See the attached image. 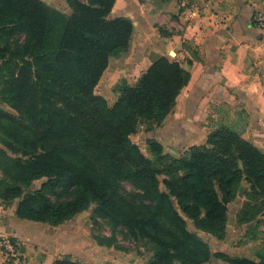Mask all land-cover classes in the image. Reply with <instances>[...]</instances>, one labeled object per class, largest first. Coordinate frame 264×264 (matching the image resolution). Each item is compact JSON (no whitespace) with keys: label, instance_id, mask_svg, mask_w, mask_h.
<instances>
[{"label":"trees","instance_id":"16d2710c","mask_svg":"<svg viewBox=\"0 0 264 264\" xmlns=\"http://www.w3.org/2000/svg\"><path fill=\"white\" fill-rule=\"evenodd\" d=\"M66 1L70 14L43 0H0V199L18 200V217L53 226L94 205L96 216L152 245L143 264H206L213 256L264 264V247L258 260L214 254L188 226L223 238L240 190L264 204V151L222 125L179 157L150 138L148 157L132 135L163 124L191 72L157 56L135 84L118 86L110 105L96 87L110 59L129 51L133 21L110 17L116 0ZM260 226L264 217L245 235L256 238Z\"/></svg>","mask_w":264,"mask_h":264},{"label":"crops","instance_id":"0c3cea01","mask_svg":"<svg viewBox=\"0 0 264 264\" xmlns=\"http://www.w3.org/2000/svg\"><path fill=\"white\" fill-rule=\"evenodd\" d=\"M43 1L58 8L53 2L65 0ZM194 1L200 11L185 20L179 15L178 0H116L110 17L133 21L131 47L127 55L110 59L96 92L115 103L119 92L104 94L102 86L108 93L121 79L135 84L155 57L173 53L172 59L191 72V80L163 124L142 131V137L157 139L165 152L179 157L191 146L205 144L212 130L226 125L264 151V28L258 21L264 0ZM17 202L0 199V239L7 236L18 243L14 264L80 258L81 240L74 238L73 230L64 223L53 226L20 218ZM249 225H240L237 218L229 221L225 242L217 244L216 251L258 260L264 226L252 238L245 235ZM240 238L243 241L237 243ZM0 264H6L1 249Z\"/></svg>","mask_w":264,"mask_h":264},{"label":"rangeland","instance_id":"374dc122","mask_svg":"<svg viewBox=\"0 0 264 264\" xmlns=\"http://www.w3.org/2000/svg\"><path fill=\"white\" fill-rule=\"evenodd\" d=\"M53 3H55L58 8L63 12H65V10H69L70 8L66 0L63 2L58 1ZM124 55H127V53H125ZM173 56L174 55L172 53L169 54L167 57L172 59ZM123 81L127 80L121 79L119 82L116 83V85L111 87L108 93L106 92V86H102V92L104 94H111L113 93V91L118 92V86ZM113 104L111 103L110 105ZM1 106L9 111H13L12 108L6 102H1ZM142 131H147L146 127L143 125L139 127L138 132L133 134L134 137L132 139L135 143L140 146V148L148 157L154 159V156L148 150L147 141L144 137H142ZM0 178H2L1 172ZM164 178L165 176L162 175L161 180H163ZM44 180L45 178L36 181L31 187V189L38 188ZM124 185L128 192L133 191V187L131 184L125 183ZM243 190L244 195L240 196V193ZM243 190H240L237 194L236 199L229 203V221H232L233 219L237 218L238 223L240 225L244 223H250V225L248 226V228H250V226H254L258 218L264 217V204L262 203L263 201L260 198H256L253 196L249 188ZM64 225L68 226L67 229L73 230L72 232L74 238H79L81 240L79 247V251L81 253L80 258H75L74 260H79L85 264H89V262H93V264H143L148 262L153 255L151 244H149L144 239H134L130 235L126 234L122 227L114 228L112 226V223L108 219L96 216L94 214V205L89 206L87 209L76 214L70 220L65 221ZM188 226L189 229L197 233L200 237H202L205 241L209 243L214 254L224 253L228 256L230 255L223 251H216V245L225 242V237L218 238L214 233L197 227L192 221H189ZM241 241H243V238H240L237 243H240ZM100 242H113V244L111 246H108L102 245L100 244ZM96 246H100L102 248L98 251V249H95ZM70 258L73 259V257ZM223 261H225L223 258L213 256L211 261L207 262L206 264H222Z\"/></svg>","mask_w":264,"mask_h":264},{"label":"built area","instance_id":"2783aa9c","mask_svg":"<svg viewBox=\"0 0 264 264\" xmlns=\"http://www.w3.org/2000/svg\"><path fill=\"white\" fill-rule=\"evenodd\" d=\"M179 15L185 20H192L199 13V7L194 0H178ZM258 21L264 28V14L258 16ZM0 249L4 255L6 264H14L18 257V243L10 237H2L0 239Z\"/></svg>","mask_w":264,"mask_h":264},{"label":"water","instance_id":"95a60500","mask_svg":"<svg viewBox=\"0 0 264 264\" xmlns=\"http://www.w3.org/2000/svg\"><path fill=\"white\" fill-rule=\"evenodd\" d=\"M244 195V190L240 193V196Z\"/></svg>","mask_w":264,"mask_h":264}]
</instances>
